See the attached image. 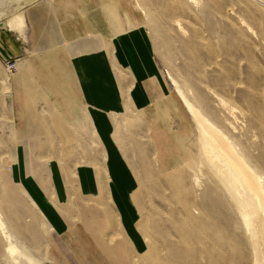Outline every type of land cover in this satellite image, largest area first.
<instances>
[{
	"label": "rangeland",
	"instance_id": "obj_1",
	"mask_svg": "<svg viewBox=\"0 0 264 264\" xmlns=\"http://www.w3.org/2000/svg\"><path fill=\"white\" fill-rule=\"evenodd\" d=\"M24 1L0 0L1 27L7 28L9 20L11 30L23 27L19 12ZM105 4L107 34L135 27L147 32L166 88L163 108L113 119L114 138L141 196L134 206L145 250L133 264H264L263 211L252 199L257 215L245 224L236 204L247 197L243 186L235 187V179L226 184L218 175L230 167L219 152L217 159L203 152V141L210 143L188 109L190 104L200 111L222 134L264 191V0H105ZM103 25L97 23V29ZM13 38L0 36V190L9 185L5 178L19 141L11 108L12 79L27 63L31 77L46 83V68L55 75L57 62V56L48 53L54 52L55 42L49 47L44 38ZM7 63L14 65L11 73ZM42 89L33 87L32 96L34 107L45 116ZM65 153L59 155L68 159L71 154ZM78 157L77 164L82 161ZM49 159L48 151L44 162ZM70 193L60 207L70 226L63 237V264H103L86 239L82 219L89 207L103 214L107 207L98 198L83 199L73 184ZM0 229L5 235L4 226ZM106 232H100L105 240ZM75 233H80L83 246L74 244ZM15 251L0 254L1 262L24 264L23 255Z\"/></svg>",
	"mask_w": 264,
	"mask_h": 264
},
{
	"label": "crops",
	"instance_id": "obj_2",
	"mask_svg": "<svg viewBox=\"0 0 264 264\" xmlns=\"http://www.w3.org/2000/svg\"><path fill=\"white\" fill-rule=\"evenodd\" d=\"M21 6L23 27L13 31L9 20L7 28L0 27V36L44 38L49 47L55 42L54 52L48 53L57 62L55 75L46 68V83L31 77L24 63L10 84L19 141L5 178L9 185L0 190V225L5 230L4 235L0 229V254L12 249L23 255L24 264H63V237L70 226L60 207L70 198L73 184L83 199L98 198L107 207L104 214L89 207L82 219L99 262L133 264L145 250L134 206L141 196L114 138L113 119L163 108L167 101L151 40L141 27L107 34L105 0H25ZM97 23L104 25L97 29ZM35 86L46 93L40 100L45 116L34 107ZM48 151L51 159L44 162ZM61 151L71 156L61 158ZM75 154L82 159L78 164ZM102 230L107 231L106 240ZM75 235L74 244L83 246L80 233Z\"/></svg>",
	"mask_w": 264,
	"mask_h": 264
},
{
	"label": "bare ground",
	"instance_id": "obj_3",
	"mask_svg": "<svg viewBox=\"0 0 264 264\" xmlns=\"http://www.w3.org/2000/svg\"><path fill=\"white\" fill-rule=\"evenodd\" d=\"M183 102H186V98L184 96H183ZM188 109L191 115L196 120L197 125H199L202 135L205 137L207 142L210 143L209 145H206L205 142L203 141L201 145L203 152L206 155L207 154L212 155L213 153L215 158L217 157L216 153L219 152L218 154H220L225 159L226 163L230 167V169H227L226 172H223L222 170L218 171V175L225 179L224 182H226V184H231L235 179V187H239L241 185L243 186L244 194H246L247 197L243 198L242 203L240 201H237L236 204H238L242 209L245 224L248 225L251 224V219L253 215L255 216L257 215V213H255V211L252 208L253 200L255 201L257 207L262 209L264 214V191L261 188L260 179L256 177L252 173L250 168L243 161H241L240 158L236 156L235 152L230 147V145L225 141L222 134L219 133L203 117L200 111L192 107L190 104H188ZM10 251H12V249H10Z\"/></svg>",
	"mask_w": 264,
	"mask_h": 264
},
{
	"label": "built area",
	"instance_id": "obj_4",
	"mask_svg": "<svg viewBox=\"0 0 264 264\" xmlns=\"http://www.w3.org/2000/svg\"><path fill=\"white\" fill-rule=\"evenodd\" d=\"M6 68H7V71L11 73L14 70V65L11 63H7Z\"/></svg>",
	"mask_w": 264,
	"mask_h": 264
},
{
	"label": "water",
	"instance_id": "obj_5",
	"mask_svg": "<svg viewBox=\"0 0 264 264\" xmlns=\"http://www.w3.org/2000/svg\"><path fill=\"white\" fill-rule=\"evenodd\" d=\"M2 26V24H0V27Z\"/></svg>",
	"mask_w": 264,
	"mask_h": 264
}]
</instances>
